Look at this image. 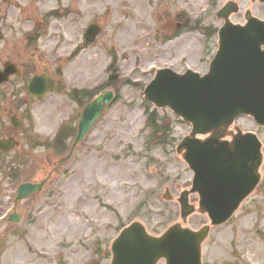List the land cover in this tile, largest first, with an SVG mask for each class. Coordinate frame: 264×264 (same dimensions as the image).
Wrapping results in <instances>:
<instances>
[{
    "label": "rangeland",
    "instance_id": "rangeland-1",
    "mask_svg": "<svg viewBox=\"0 0 264 264\" xmlns=\"http://www.w3.org/2000/svg\"><path fill=\"white\" fill-rule=\"evenodd\" d=\"M225 8L227 14L216 15ZM248 16L264 20V3L0 0V67L10 60L55 80L40 99L26 96L31 73L0 85V126L7 128L0 138L11 134L18 142L0 157V264H109L113 239L131 221L154 236L175 223L192 230L209 225L200 243L202 264H264V126L238 115L193 133L190 123L144 96L159 68L206 73L218 28L224 22L243 24ZM93 22L100 31L85 43L83 30ZM74 89L111 90L114 98L73 148L75 131L65 145L36 146L62 124L76 127L86 101L79 106L69 98L67 91ZM13 113L23 121L14 131L8 122ZM149 113L160 129L156 133ZM245 133L260 141L257 184L228 220L213 225L191 189L193 172L179 144L184 138L230 136L231 148L234 136ZM43 178L39 192L15 199L20 183ZM184 193L187 214L180 209ZM11 212L20 216L18 222L8 221Z\"/></svg>",
    "mask_w": 264,
    "mask_h": 264
},
{
    "label": "water",
    "instance_id": "water-1",
    "mask_svg": "<svg viewBox=\"0 0 264 264\" xmlns=\"http://www.w3.org/2000/svg\"><path fill=\"white\" fill-rule=\"evenodd\" d=\"M264 2V0H259ZM222 9L218 15L227 14ZM245 25L226 22L219 29V49L203 76L187 70L176 74L160 69L146 86L144 93L157 106H168L177 115L192 124L193 133H204L229 123L238 114H251L257 123L264 125V22L247 17ZM100 28L90 24L84 33L92 42ZM262 46V48H261ZM19 70L5 62L0 70V83ZM53 87L52 78L35 74L27 84L29 94L41 97ZM107 91L89 102L79 118L75 140H80L99 116L102 108L111 101ZM10 123L17 127L21 122L15 116ZM12 138L0 140V149L10 150ZM259 141L252 134L236 135L233 147L228 142L209 138L200 141L185 138L179 148H185L184 158L194 172L192 190L200 195V204L212 222L225 221L238 203L257 183L255 166L259 157ZM39 184L23 183L18 197L39 190ZM182 212L186 213V195L181 198ZM208 227L198 231L169 227L161 236L148 235L138 222L123 228L111 245L110 264H155L159 258L165 264H200L199 243L205 238Z\"/></svg>",
    "mask_w": 264,
    "mask_h": 264
},
{
    "label": "trees",
    "instance_id": "trees-1",
    "mask_svg": "<svg viewBox=\"0 0 264 264\" xmlns=\"http://www.w3.org/2000/svg\"><path fill=\"white\" fill-rule=\"evenodd\" d=\"M109 84H112L111 82H109ZM93 97V94L91 92H88V93H81L80 95L79 94H76L75 95V99L78 100L79 99V103L82 104L81 102L83 100H90L91 98ZM154 114V112H153ZM147 122L148 124L150 125V128L153 129L152 131L153 132H157V131H160V129L158 128V125L156 124V121L155 119H153L152 117V114L150 116L147 117ZM165 126V125H164ZM4 127V126H3Z\"/></svg>",
    "mask_w": 264,
    "mask_h": 264
},
{
    "label": "bare ground",
    "instance_id": "bare-ground-1",
    "mask_svg": "<svg viewBox=\"0 0 264 264\" xmlns=\"http://www.w3.org/2000/svg\"><path fill=\"white\" fill-rule=\"evenodd\" d=\"M226 140H227V142L229 143V145H231V138H230V136H226ZM234 142V141H233ZM233 142H232V146H231V148L233 147Z\"/></svg>",
    "mask_w": 264,
    "mask_h": 264
}]
</instances>
